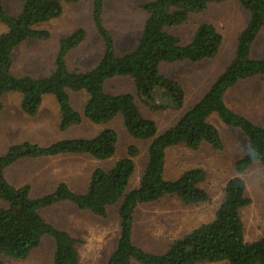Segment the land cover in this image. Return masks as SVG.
<instances>
[{"label": "trees", "instance_id": "trees-1", "mask_svg": "<svg viewBox=\"0 0 264 264\" xmlns=\"http://www.w3.org/2000/svg\"><path fill=\"white\" fill-rule=\"evenodd\" d=\"M78 0H21L17 14H10L0 2V111L1 97L8 92L21 95L20 107L35 115L44 96L51 95L58 105V128L65 131L85 123L107 124L121 116L126 132L133 138L149 140L147 161L138 185L129 188L135 171L136 145H129L126 155L108 168H94L87 189L78 193L65 182L39 197L30 196L29 184L15 186L5 175L7 167L27 158L58 155H84L97 160L114 156L118 135L105 127L90 137H69L48 145L29 141L13 144L0 155V264L4 258L25 259L44 235L54 241L51 264H76L77 239L69 232L46 221L42 208L69 202L77 209L99 217L107 216L108 207L119 204L118 237L106 264H201L225 261L227 264H264V236L246 241L240 210L251 203L245 194L246 184L240 176L252 164L264 165V124H258L234 111L225 96L239 81L264 77V58L251 56L252 44L264 26V0H237L249 13L246 26L239 32L233 58L205 93L176 122L159 133L153 119L144 116L138 102L152 111L179 110L185 100L184 88L175 78L160 71L162 64L199 62L214 57L222 36L209 22L198 24L191 39L183 43L170 29L185 24L192 15L206 11L209 4L226 0H147L140 7L146 18L131 51L116 52L111 32L103 22L105 0H92L91 17L103 49L97 64L87 71L69 70L67 55L85 38L83 28H76L58 42L53 71L44 77L12 73L13 51L28 39L47 40L50 32L39 25L61 15L65 3ZM131 80L134 92L109 93L108 81ZM84 93L81 110L71 101V93ZM215 115L226 126L237 128L246 138L244 153L235 162L236 175L224 186V196L214 217L174 238L167 248L151 253L133 241L134 214L140 204L176 196L184 205L210 201L200 183L205 171L186 169L176 178L165 177L167 149L184 145L196 150L202 144L222 148L220 132L210 118Z\"/></svg>", "mask_w": 264, "mask_h": 264}, {"label": "rangeland", "instance_id": "rangeland-1", "mask_svg": "<svg viewBox=\"0 0 264 264\" xmlns=\"http://www.w3.org/2000/svg\"><path fill=\"white\" fill-rule=\"evenodd\" d=\"M147 0H105L103 22L111 32L116 52L131 51L140 35L145 11L140 7ZM6 11L17 14L21 0H0ZM92 0H78L65 3L60 16L41 25L50 32L47 40L28 39L17 46L12 54V73L44 77L54 69V58L58 42L76 28H83L86 38L67 55L69 70L87 71L100 59L103 43L93 24ZM249 13L237 0H226L209 4L206 11L192 15L189 20L170 31L188 42L196 26L202 22L212 23L222 36L217 54L199 62H174L162 64L160 71L181 83L185 92L183 107L179 110L152 111L138 102L142 114L155 121L159 133L173 125L180 115L192 106L209 88L216 77L227 67L234 56L239 32L246 26ZM5 26L0 22V32ZM251 56L264 58V26L255 38ZM109 93L134 92L129 79L114 78L105 85ZM21 95L8 92L1 97L0 111V155L13 144L29 141L48 145L69 137H90L105 127L115 129L118 135L116 152L107 160H97L84 155H58L51 157L27 158L16 161L5 170L7 180L15 185L29 184L30 196L39 197L65 182L78 193L85 192L90 174L94 168H110L114 162L126 155L129 145H136L140 154L135 158V171L129 188L138 185L147 161L149 140L131 137L125 130L121 116L107 124L83 123L65 131L58 128V105L51 95L44 96L38 112L25 114L20 107ZM86 96L71 93V101L81 110ZM226 104L251 121L264 124V77L254 76L239 81L225 96ZM210 120L216 125L222 139V148L214 149L202 144L192 150L184 145L167 149L165 177L173 179L186 169L200 167L205 179L200 186L207 191L210 201L198 205H184L176 196H165L157 201L140 204L134 214V243L151 253L164 251L176 237H180L202 222L210 221L224 196L228 179L236 175L235 162L244 153L246 138L237 128L224 125L217 116ZM246 184L245 194L251 203L240 210L246 241L264 236V165L252 164L240 175ZM3 202L0 200V205ZM107 209L106 217H99L89 211L77 209L69 202H59L40 210L41 216L59 229L66 230L77 239L76 264H106L115 247L119 231L117 208ZM54 241L44 235L40 244L25 259L4 258L7 264H51ZM201 264H227L225 261Z\"/></svg>", "mask_w": 264, "mask_h": 264}]
</instances>
